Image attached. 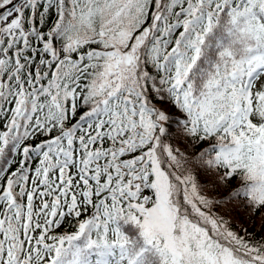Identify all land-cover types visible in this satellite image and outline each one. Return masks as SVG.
I'll list each match as a JSON object with an SVG mask.
<instances>
[{"label":"snow or ice","instance_id":"obj_1","mask_svg":"<svg viewBox=\"0 0 264 264\" xmlns=\"http://www.w3.org/2000/svg\"><path fill=\"white\" fill-rule=\"evenodd\" d=\"M0 264H264V0H0Z\"/></svg>","mask_w":264,"mask_h":264}]
</instances>
